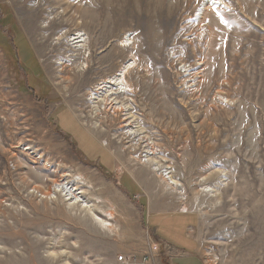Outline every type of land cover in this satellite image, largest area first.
<instances>
[{"label": "rangeland", "instance_id": "obj_1", "mask_svg": "<svg viewBox=\"0 0 264 264\" xmlns=\"http://www.w3.org/2000/svg\"><path fill=\"white\" fill-rule=\"evenodd\" d=\"M58 1L0 0V264H171L151 211L264 264V0ZM125 65L132 95L97 87Z\"/></svg>", "mask_w": 264, "mask_h": 264}, {"label": "bare ground", "instance_id": "obj_2", "mask_svg": "<svg viewBox=\"0 0 264 264\" xmlns=\"http://www.w3.org/2000/svg\"><path fill=\"white\" fill-rule=\"evenodd\" d=\"M81 1V0H80ZM60 2V0L58 1V3ZM88 4V3H87ZM83 6V5H81ZM88 8L90 7H93V4H88L87 5ZM79 11V10H78ZM89 11H79L77 12L76 14L77 15H80L81 17L83 18H88L90 13H87ZM66 13V10H64L62 12V14H65ZM73 18V16H72ZM74 19V18H73ZM69 21V20H68ZM105 27V26H104ZM85 33L82 35L81 32H79L78 34H76L73 39H70L69 41L71 43H73L72 45H75L73 46L75 49V52H77L76 54V57H80L81 60H82V64H81V67L83 69H86L88 68V55L87 53L89 54L90 51H91V45H89L88 43V38H85ZM87 42V43H86ZM88 44V45H87ZM107 51V50H106ZM98 52V51H97ZM72 53V52H71ZM109 56V52L108 53H105V55H103V59H105L104 57L106 56ZM88 59V60H87ZM79 60V59H78ZM128 75H129V68L127 65L125 66H122L120 67V69H118L116 71V73L112 76H109L107 77L102 83H100L97 87H100L99 89L101 90L102 89H105L107 91L106 94L110 93V95L114 94V95H119V96H126L128 94H131L133 93V89H132V86L130 85V82L128 80ZM68 79V78H67ZM100 82V81H99ZM113 92H109V91H112ZM5 92V91H4ZM95 92V91H94ZM101 95V94H100ZM113 95V97H114ZM95 96V95H94ZM129 96V95H128ZM93 97V96H92ZM106 97V96H105ZM97 98V97H95ZM94 98V99H95ZM100 96L97 98L99 99ZM115 98V97H114ZM130 98V97H129ZM110 99V98H109ZM141 100V99H140ZM117 101V100H116ZM88 102V101H87ZM159 103V102H158ZM112 104V102H111ZM115 104V103H113ZM94 105V104H93ZM120 108V107H119ZM114 109V108H113ZM125 109V108H124ZM96 110V109H95ZM126 110V109H125ZM99 112V111H98ZM113 112V111H112ZM4 114V113H3ZM158 116V115H157ZM130 117V116H129ZM125 122L128 121V118H125L124 120ZM121 124V123H120ZM127 124V123H126ZM131 125V124H130ZM129 124L128 125H125L123 131L124 133L129 136L130 138H137V132L136 131H133L131 128H127L130 126ZM122 129V128H121ZM141 131V130H140ZM141 139V138H140ZM105 143V141H103ZM144 142V141H143ZM145 144V143H144ZM146 145V144H145ZM116 147V146H115ZM134 147V146H133ZM146 149H150L149 146H145ZM145 149V150H146ZM149 155V154H148ZM153 156V155H152ZM157 160V159H156ZM158 161V160H157ZM36 164V163H35ZM172 183H170V185H176V183L172 180H170ZM169 181V182H170ZM178 185H176L177 187ZM50 188V186H49ZM77 187H69V185H65V184H55L54 185V190L56 193H64V196L65 197H68L69 199V202H70V205L71 206H79L80 208H83V209H88L89 210V206H87V203L86 201H84L82 198H80V195H82L83 192H80L76 189ZM32 189V188H31ZM53 190V191H54ZM52 195V194H51ZM39 197V196H38ZM64 197V198H65ZM80 204V205H79ZM94 218V217H93ZM97 223H99L100 226H102V228H107L109 226H107L105 224V222L103 221H100L99 220H96Z\"/></svg>", "mask_w": 264, "mask_h": 264}, {"label": "crops", "instance_id": "obj_3", "mask_svg": "<svg viewBox=\"0 0 264 264\" xmlns=\"http://www.w3.org/2000/svg\"><path fill=\"white\" fill-rule=\"evenodd\" d=\"M66 115V113H65ZM71 117L70 115H68ZM67 117V115L65 116ZM67 117L69 119V123L76 127V124L73 123V119ZM68 124L69 126H71ZM68 133L74 135V130L71 131L67 129ZM150 219H154L153 227H155V234H157L164 240H166L173 248L175 253V257H173L171 264H183L184 260H189V262H193L196 264H201V260L197 257L194 244L192 239L188 235V226L193 224V218L190 217H182L179 214H174L164 216L163 214H159L157 212L151 211ZM182 217V218H180ZM149 219V220H150ZM179 219L180 221H176Z\"/></svg>", "mask_w": 264, "mask_h": 264}, {"label": "built area", "instance_id": "obj_4", "mask_svg": "<svg viewBox=\"0 0 264 264\" xmlns=\"http://www.w3.org/2000/svg\"><path fill=\"white\" fill-rule=\"evenodd\" d=\"M119 261H124V259L120 258ZM127 264H131L130 261L126 260Z\"/></svg>", "mask_w": 264, "mask_h": 264}]
</instances>
